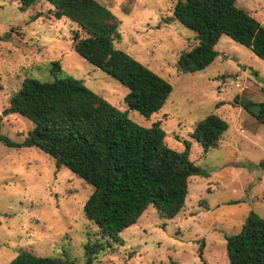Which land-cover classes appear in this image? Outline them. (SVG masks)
Masks as SVG:
<instances>
[{
  "label": "rangeland",
  "instance_id": "rangeland-1",
  "mask_svg": "<svg viewBox=\"0 0 264 264\" xmlns=\"http://www.w3.org/2000/svg\"><path fill=\"white\" fill-rule=\"evenodd\" d=\"M120 21L115 47L169 81L173 90L152 116L131 111L144 126L160 121L166 143L182 151L207 175L190 177L184 208L173 219L159 216L153 205L124 229L123 242L101 238L83 210L93 187L37 146L13 147L0 140V264L21 251L86 264L85 245L100 241L93 264H229L226 236L238 233L250 211L264 218V124L236 103L264 98V60L227 35L218 57L205 69L184 73L178 57L197 42L196 32L173 14L178 0H102ZM264 24V0H237ZM34 14L40 16L33 20ZM0 129L15 142L25 139L33 123L10 113L9 95L26 77L51 81L52 63L61 76L81 80L121 110L129 89L81 56L73 35L82 27L57 18L42 0L22 10L16 0H0ZM229 123L218 148L204 151L193 138L195 124L208 114ZM203 243V249L199 251Z\"/></svg>",
  "mask_w": 264,
  "mask_h": 264
},
{
  "label": "trees",
  "instance_id": "trees-1",
  "mask_svg": "<svg viewBox=\"0 0 264 264\" xmlns=\"http://www.w3.org/2000/svg\"><path fill=\"white\" fill-rule=\"evenodd\" d=\"M22 10L42 0H16ZM57 18L77 22L86 36L73 35V47L81 56L129 89L128 105L121 110L81 80L61 76L52 63L53 80L26 77L20 89L9 95V112L33 123L27 136L13 147L37 146L55 159L57 168L68 167L93 187L83 210L99 229L101 238L123 242L121 232L135 224L153 205L162 218L173 219L184 208L190 177L207 175L190 159V144L182 151L166 143L160 121L144 126L130 117L135 110L146 117L168 101L173 86L129 53L115 47L120 21L102 0H45ZM237 0H178L173 14L196 32L197 42L180 53L178 68L189 73L205 69L219 55L216 44L223 35L241 43L264 60V24ZM40 14L31 17L37 19ZM9 33L0 35V41ZM264 88V87H263ZM264 92V89H263ZM264 124V99L238 100ZM229 123L218 114L199 120L192 133L204 151L218 148ZM264 165V162L262 163ZM229 264H264V218L250 211L241 230L226 236ZM203 243L199 251L203 249ZM100 241L85 245L86 264L103 249ZM62 261L21 250L9 264H60Z\"/></svg>",
  "mask_w": 264,
  "mask_h": 264
},
{
  "label": "crops",
  "instance_id": "crops-1",
  "mask_svg": "<svg viewBox=\"0 0 264 264\" xmlns=\"http://www.w3.org/2000/svg\"><path fill=\"white\" fill-rule=\"evenodd\" d=\"M264 98H263V96H262V98L260 99V101H262Z\"/></svg>",
  "mask_w": 264,
  "mask_h": 264
}]
</instances>
